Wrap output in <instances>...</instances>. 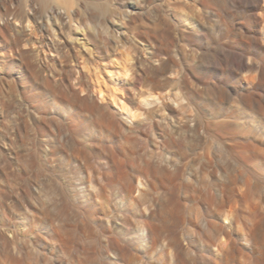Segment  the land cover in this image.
Instances as JSON below:
<instances>
[{"label":"rangeland","instance_id":"obj_1","mask_svg":"<svg viewBox=\"0 0 264 264\" xmlns=\"http://www.w3.org/2000/svg\"><path fill=\"white\" fill-rule=\"evenodd\" d=\"M69 2L0 38V264H264V0Z\"/></svg>","mask_w":264,"mask_h":264},{"label":"bare ground","instance_id":"obj_2","mask_svg":"<svg viewBox=\"0 0 264 264\" xmlns=\"http://www.w3.org/2000/svg\"><path fill=\"white\" fill-rule=\"evenodd\" d=\"M36 1H38V3L40 2V4L38 5L39 8L37 6L35 8V2ZM52 1H53V3H55L54 2L55 0H0V22H2V23H0V38H3L4 41L5 40L7 41L8 38H16V39H14L15 40L14 44L16 43V45H17V43H20L22 41L21 38H24V39L30 38L29 34H27V32H26V27H25L24 23H26V25L28 23L35 25L37 27V29H40V30L46 29V31H49V34L55 33V35H58L59 38H64L63 26L65 25V20L67 19V16H68L67 15L65 17V15L70 14V13H68L69 11L67 12L66 10H64V11H66V13L63 12L62 9L60 10V8H61L60 6L58 7L59 9L56 8L57 6L56 7L55 6L50 7L51 6L50 3ZM69 1L70 0H58V1L56 0L57 3H55V4L62 5L64 8L67 7V10H68V6H70V8H71V5H70L71 2H69ZM27 8L29 11L26 10ZM70 15L68 17H70ZM46 17L48 19H50V18L53 19L54 26L56 27V29H58V31L54 27L51 31L50 25L48 26L49 28L47 26L45 28V25H46L45 21H48V19L45 20ZM8 18L9 19L12 18L13 22L15 21V22H18V24L20 23V25L22 24L23 25L22 28L17 29V30H13L14 28L13 29L11 28V26H10L11 24L9 23ZM39 22H40V24H38ZM56 32H58V33L56 34ZM35 35H37V34H35ZM52 36H54V34L51 35V38H53ZM48 46H52L53 48H59L60 47L58 44H55L53 42L48 44ZM98 91H99L98 94L100 95L99 97L100 98L102 97V99H103V97H104L103 91H101V90H98ZM109 103L112 106L113 105L116 107L118 106V108L120 110H124V111L126 110L125 105H123V103H122L121 96L120 97L118 96L116 99V96L112 95L109 99Z\"/></svg>","mask_w":264,"mask_h":264}]
</instances>
